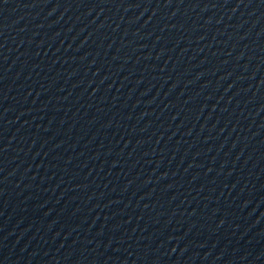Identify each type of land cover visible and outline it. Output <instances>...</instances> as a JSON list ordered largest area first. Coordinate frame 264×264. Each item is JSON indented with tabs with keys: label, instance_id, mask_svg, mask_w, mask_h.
<instances>
[{
	"label": "water",
	"instance_id": "obj_1",
	"mask_svg": "<svg viewBox=\"0 0 264 264\" xmlns=\"http://www.w3.org/2000/svg\"><path fill=\"white\" fill-rule=\"evenodd\" d=\"M0 264H264V0H0Z\"/></svg>",
	"mask_w": 264,
	"mask_h": 264
}]
</instances>
